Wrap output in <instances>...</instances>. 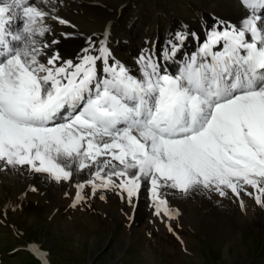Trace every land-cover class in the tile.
<instances>
[{"label":"snow or ice","instance_id":"6c2138e0","mask_svg":"<svg viewBox=\"0 0 264 264\" xmlns=\"http://www.w3.org/2000/svg\"><path fill=\"white\" fill-rule=\"evenodd\" d=\"M240 2L241 24L210 31L179 74L141 58L138 79L110 63L105 44L75 63L55 50L41 60L58 43L41 39L47 13L0 0V170L28 166L57 183L89 170L72 207L86 185L118 189L133 205L144 184L169 219L177 213L163 188L239 197L250 186L264 205V0Z\"/></svg>","mask_w":264,"mask_h":264},{"label":"rangeland","instance_id":"374dc122","mask_svg":"<svg viewBox=\"0 0 264 264\" xmlns=\"http://www.w3.org/2000/svg\"><path fill=\"white\" fill-rule=\"evenodd\" d=\"M168 8L188 19H200L199 9L189 0H131L111 30H98L97 41L107 47H123L143 37V29L152 25L165 33ZM131 16L135 26L124 40L115 42ZM171 20L176 25V20ZM35 174L39 178L42 173ZM30 181L24 186L3 184L0 188V264H40L27 251L30 244L45 252L47 264H264V225L241 223L238 227L233 220L230 226L221 221L213 224L205 220L208 208L186 220L182 204L171 199L168 206L177 215L171 219L165 216L169 221L164 225L153 222L149 209L133 221L122 198L126 194L118 189L93 194L86 185L84 199L72 207L76 188L51 179L56 195L41 188L37 180ZM151 209L155 212L153 205ZM228 229L234 241L226 250Z\"/></svg>","mask_w":264,"mask_h":264},{"label":"bare ground","instance_id":"6f19581e","mask_svg":"<svg viewBox=\"0 0 264 264\" xmlns=\"http://www.w3.org/2000/svg\"><path fill=\"white\" fill-rule=\"evenodd\" d=\"M129 1L131 0H30L31 3L38 5L47 13L45 24L49 28V32L41 38L42 41H58V43L52 45L51 49L45 50L41 60H46L48 52L52 50L58 52L65 60H72L74 63L86 54L85 49L89 50L87 54L99 56L98 49L102 43L100 45L97 41L98 30L101 28L103 29L100 31L111 30L113 23L121 19V9H125ZM189 1L199 9L200 19H188L168 8L166 16L168 29L164 30L165 33H161L158 26L152 25V27L143 29V33L145 32L143 37H137L130 44L123 47H108L112 53L110 63L122 64L129 74L142 79L144 63L141 58H144V60L156 63L162 72L177 75L185 63L197 54L210 31L214 28L222 30L227 25L239 26L247 14L240 0ZM172 18L176 20V25L172 22ZM61 19L67 23H59ZM20 24L21 19H15L13 26L19 27ZM174 25L175 27H172ZM126 26L125 30L117 35L115 42L118 43L124 40L126 32L135 26L134 16L129 18ZM180 37H183V39ZM97 67L100 74L103 75L102 61H97ZM89 178L90 172L86 169L84 172L74 173L71 181L61 183H64L65 187L69 185L76 188L75 184L84 182ZM28 180H31L32 183H36L37 180V184L41 188L47 191L51 190L53 194H58L47 174L42 173L38 178L35 172L28 169V166L0 170V188L3 184L11 188L13 185L24 186ZM245 188L252 195L241 191L240 196L237 197L230 190L223 197L215 191L207 190L192 191L190 194L185 195L169 188L161 189V193L164 199H171L177 205L182 204L181 207L186 220L198 217L199 213L208 208V214L205 213L207 222L215 224L221 221L223 226H230L229 224L233 220L232 222L238 227H241V223H249L251 227L262 226L264 225V205L256 203L255 195L257 193L254 189L250 186H245ZM195 198H201V200L196 201ZM150 199L149 185L144 184L139 198L136 199L133 205L126 204L125 209L132 216L133 221L141 219L144 211L149 209L152 213L151 218H154L153 222L164 225L169 220L166 221L163 214L155 216V212L151 209L153 202ZM181 201H186V204ZM241 203L243 206H241ZM228 234L226 250L229 248L228 245L234 241L230 230ZM93 241H95V238L91 240V242Z\"/></svg>","mask_w":264,"mask_h":264}]
</instances>
